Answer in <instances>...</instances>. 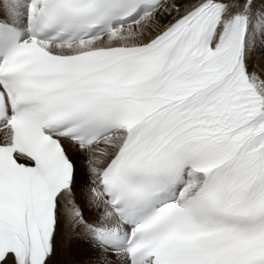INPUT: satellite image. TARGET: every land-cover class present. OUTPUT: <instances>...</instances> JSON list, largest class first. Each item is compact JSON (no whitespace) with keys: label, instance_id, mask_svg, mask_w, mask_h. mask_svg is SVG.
<instances>
[{"label":"snow or ice","instance_id":"snow-or-ice-1","mask_svg":"<svg viewBox=\"0 0 264 264\" xmlns=\"http://www.w3.org/2000/svg\"><path fill=\"white\" fill-rule=\"evenodd\" d=\"M0 264H264V0H0Z\"/></svg>","mask_w":264,"mask_h":264}]
</instances>
